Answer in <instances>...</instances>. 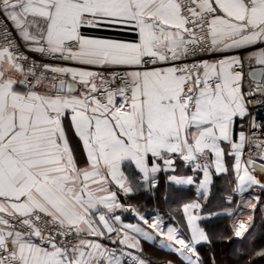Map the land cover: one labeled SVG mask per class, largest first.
I'll list each match as a JSON object with an SVG mask.
<instances>
[{"label": "snow or ice", "instance_id": "6c2138e0", "mask_svg": "<svg viewBox=\"0 0 264 264\" xmlns=\"http://www.w3.org/2000/svg\"><path fill=\"white\" fill-rule=\"evenodd\" d=\"M258 111L264 0H0V264H264Z\"/></svg>", "mask_w": 264, "mask_h": 264}, {"label": "crops", "instance_id": "0c3cea01", "mask_svg": "<svg viewBox=\"0 0 264 264\" xmlns=\"http://www.w3.org/2000/svg\"><path fill=\"white\" fill-rule=\"evenodd\" d=\"M129 219H131V217H129ZM145 249L151 257H160L161 259H163L167 255L166 251L160 250L156 246L145 244Z\"/></svg>", "mask_w": 264, "mask_h": 264}, {"label": "trees", "instance_id": "16d2710c", "mask_svg": "<svg viewBox=\"0 0 264 264\" xmlns=\"http://www.w3.org/2000/svg\"><path fill=\"white\" fill-rule=\"evenodd\" d=\"M257 194L264 196V193H259L258 192ZM256 226H257V229H259V227H260V220H259V217L258 216H257V220H256ZM229 258L230 257H229V254H228V250L227 249H224L223 251L220 252L219 260H221V261H227Z\"/></svg>", "mask_w": 264, "mask_h": 264}, {"label": "built area", "instance_id": "2783aa9c", "mask_svg": "<svg viewBox=\"0 0 264 264\" xmlns=\"http://www.w3.org/2000/svg\"><path fill=\"white\" fill-rule=\"evenodd\" d=\"M253 107H255V105H254ZM257 115H258V116H264V113H261V112L258 111V112H257Z\"/></svg>", "mask_w": 264, "mask_h": 264}]
</instances>
